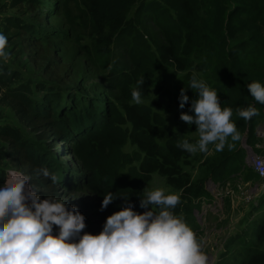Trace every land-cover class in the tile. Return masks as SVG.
<instances>
[{"label": "trees", "instance_id": "obj_1", "mask_svg": "<svg viewBox=\"0 0 264 264\" xmlns=\"http://www.w3.org/2000/svg\"><path fill=\"white\" fill-rule=\"evenodd\" d=\"M71 1L74 0L63 2L66 29L50 32L27 24L22 28L30 45L37 49L68 42L69 36L77 37V42H88L78 45L82 56L75 76H82L83 62L105 69L107 85L101 88L103 97H72L69 105L61 106L55 93H46L38 101L31 97L30 87L6 86L7 80L0 76L6 95L3 99L31 130L40 137L46 134L52 146L67 141L66 150L82 172L83 183L78 184L69 175L62 184L68 189H87L97 201L93 211L82 212V232L97 234L105 217L122 206L117 197L100 210L102 195L108 191L128 195L133 210L144 211L138 206V196L143 195V186L153 173L180 190V202L173 213L178 216L182 211L191 212L193 200L208 193L203 181L191 182L189 174L182 170L181 162L190 154L176 147L181 138L187 139L185 136L195 130V125L179 119L181 112L191 114L189 102L195 93L187 89L189 78L195 75L217 91L221 108L233 110L231 119L237 131L246 135L247 145L256 151L255 129L264 118V104L253 100L246 85L252 81L264 84V0H75L74 17L67 12ZM55 5L54 0L51 7ZM11 22L9 19L8 24ZM57 55L58 59L63 57V53ZM163 64L182 73L173 84V91H159L149 104L132 102L131 90L137 87V80L144 79L140 92L142 99H147L148 88L154 79H160L155 74ZM181 88L189 97L184 108L178 107ZM248 106L255 107L259 114L247 121L236 116L238 107ZM172 108L176 131L161 145L157 137L167 130L161 113ZM1 141L7 151L0 154V161L8 158L29 175L33 186L48 194L45 190H52L49 187L54 185L35 170L46 167L59 181L54 160L24 139L16 127L1 125ZM127 142L136 147L131 153L123 151ZM235 154L236 151L222 153L208 172ZM241 165L242 161L231 166L228 174L239 172ZM251 171L246 173V181L257 177ZM3 179L4 172L0 171V180ZM248 244L253 250L248 251L241 264H264V250L254 248L264 245V212L254 241Z\"/></svg>", "mask_w": 264, "mask_h": 264}, {"label": "rangeland", "instance_id": "obj_2", "mask_svg": "<svg viewBox=\"0 0 264 264\" xmlns=\"http://www.w3.org/2000/svg\"><path fill=\"white\" fill-rule=\"evenodd\" d=\"M74 1L68 4L67 12L71 17L77 13ZM141 1L144 0H139L138 3ZM63 2L64 0H55L56 5L52 8L54 0H0V32L7 37L5 50L8 53L6 59L0 58V76L7 80L6 86L10 87L12 84V87L19 85L30 87L31 97L38 101H41L46 93H55L54 98L61 106L69 105V99L72 97H103L101 88L107 85V71L99 66L90 67L87 62H83L82 76L80 78L75 76L82 56L78 45L88 42L82 40L77 42V37L69 36L68 42L50 47L41 45L37 49V46L30 45V39L22 25L27 24L36 30L43 29L50 32L66 29L64 18L66 20L67 18L63 13ZM134 8L135 5L130 15ZM9 19L12 22L8 24ZM16 21L20 23L15 24ZM113 51L114 54L117 53L116 49ZM57 52L63 53L61 61ZM63 66L65 68H62ZM155 76H159L160 79L152 81L148 88L147 99H142L143 104H149L159 91L172 92L173 84L182 73L171 65L163 64ZM3 97L6 95L4 88L0 86V126L7 124L18 128L24 139L31 141L39 151L54 160L55 172L59 168L60 180L49 187H52V190H45L49 191L48 194L30 182L29 185L39 191L37 194L41 198H44V195H52L68 199L67 204L74 205L81 214L83 210L93 211L97 204L93 193L87 189H68L62 184L69 175L75 181L78 180V184L83 183L82 172L66 150L67 141H58L52 146L46 134L40 137L37 132L19 120ZM108 98L113 99L110 95ZM174 112L172 108L168 112L161 113L167 128L165 133L157 137V142L161 145L165 144L168 136L176 131ZM263 119L261 122L264 121ZM185 138L194 142L197 134L194 131ZM232 143L235 146L231 150L226 145L218 152L213 145H209L207 152L190 154L181 162V168L189 174L191 182L203 181V187L208 193L193 200L190 205L191 212L182 211L178 214L193 230L201 251L208 257V264H241L248 251L253 250L248 241H254L261 214L264 212V185L258 184L257 177L249 181L245 180L249 170L254 172L251 167L252 151L246 143V135H241L239 141ZM6 147L7 145L1 141L0 154L7 151ZM135 148L127 142L123 151L131 153ZM235 151V157L219 164L211 173L208 172L209 167L222 156V153ZM241 161V170L228 174L230 167ZM0 171L4 172V179L15 172H21L17 166L10 163L8 158L0 161ZM157 188L163 189L165 194L174 193L180 196V190L167 184L163 176L153 173L149 182L143 186V191ZM227 191H230L229 194L226 193ZM53 230L55 232V226ZM254 248L264 250V245H256Z\"/></svg>", "mask_w": 264, "mask_h": 264}, {"label": "clouds", "instance_id": "obj_3", "mask_svg": "<svg viewBox=\"0 0 264 264\" xmlns=\"http://www.w3.org/2000/svg\"><path fill=\"white\" fill-rule=\"evenodd\" d=\"M6 45L7 37L0 32V58H7ZM143 80H137L131 90L135 104L142 102ZM187 89L195 93L189 102L191 114L181 112L179 119L195 125L197 138L194 142L181 138L176 147L189 154L205 153L209 145L218 152L226 145L231 150L232 142L241 139L231 119L233 110L221 108L217 91L195 75L189 78ZM246 89L254 101L264 104V84L252 81ZM178 101L179 108L189 101L185 88L180 89ZM235 114L247 121L259 113L248 106L238 107ZM35 173L57 183L56 175L46 167ZM29 180L22 172L0 180V264H208L193 230L172 211L180 202L177 194H165L160 188L143 191L138 206L144 211L138 213L128 195L108 191L102 195L100 210L117 197L122 206L105 217L97 234H90L82 232L85 217L67 204L68 199L41 198Z\"/></svg>", "mask_w": 264, "mask_h": 264}, {"label": "built area", "instance_id": "obj_4", "mask_svg": "<svg viewBox=\"0 0 264 264\" xmlns=\"http://www.w3.org/2000/svg\"><path fill=\"white\" fill-rule=\"evenodd\" d=\"M255 137L256 142L254 143V149H256V151H253L249 147V149L252 151L251 167L253 168L254 173L257 175V179L259 181L258 184L264 185V121H262L261 124L256 127ZM229 192L230 191H227L226 193L229 194Z\"/></svg>", "mask_w": 264, "mask_h": 264}]
</instances>
